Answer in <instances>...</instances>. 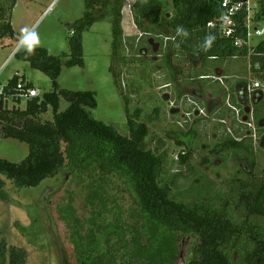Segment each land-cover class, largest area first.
I'll return each instance as SVG.
<instances>
[{
    "label": "trees",
    "instance_id": "obj_1",
    "mask_svg": "<svg viewBox=\"0 0 264 264\" xmlns=\"http://www.w3.org/2000/svg\"><path fill=\"white\" fill-rule=\"evenodd\" d=\"M16 4L17 0H0V38L7 35L17 38L11 22ZM172 4L173 12L169 13L160 0H135L131 10L141 36H126L122 27L124 0H85L84 15L70 27V54L52 55L44 47H36L31 55L26 48L16 53L51 79L52 90L29 99L23 109H9L7 101L19 82L34 87L24 76L15 75L4 86V95H0L2 137L29 145V154L21 162L0 157V174L19 187L36 186L64 168L91 180L88 199L95 208L94 218L88 221V234L82 233L84 225L79 218L72 214L67 217L80 264H178L194 241H198L197 255L189 257L187 264H264V224L251 219L264 217V171L258 167L259 148L251 137L244 134L237 140L228 134L227 139L217 143L228 151L218 158L220 166H226L229 158L235 162L237 173L233 174L231 182L239 192V202L222 187L207 198L182 199L175 194L172 183L163 180L169 157L164 140L158 139L154 148L146 146L150 129L138 120L137 114H131L128 102L125 109L129 133L123 135L115 126L92 117L89 109L98 106L95 92L60 86L64 64L85 65L84 32L95 22L106 19L112 22V59L114 64H119L120 72L114 70V64L111 69L117 83L131 55L141 54L144 47L150 49L149 38L162 42L165 37H175V41L169 40L166 45V54L171 47L182 43L188 52H197L201 59L247 56V46H235L233 39L221 36L217 26H208L222 14L218 0H172ZM260 5L257 22L264 21V0ZM244 14L239 17L241 24ZM178 29H183L187 35L178 34ZM208 37H212L210 45ZM255 50L264 54V39ZM67 56L68 60L64 61ZM252 62L260 63L261 73L256 76L264 79V55L253 56ZM63 99L69 106L62 111ZM49 108L53 110V119L42 121L41 115ZM198 122L196 119L194 123ZM178 129L185 136L199 135L195 128L184 131L178 126ZM178 144L186 145L187 153L180 155L178 163L187 170L194 157L195 141L193 145L192 142ZM205 158L213 165L209 157ZM242 162L251 167L250 171ZM181 174L183 172L174 175ZM113 175L124 179L134 195L136 206L130 215L131 221L123 220L120 212H115V217L109 220L110 211L98 207L110 204V197L102 196L107 190L102 185ZM4 191L0 180V198L6 199ZM240 204L246 212L240 210ZM103 239L105 244L101 245ZM27 258L25 249L9 246L0 237V264H26Z\"/></svg>",
    "mask_w": 264,
    "mask_h": 264
},
{
    "label": "rangeland",
    "instance_id": "obj_2",
    "mask_svg": "<svg viewBox=\"0 0 264 264\" xmlns=\"http://www.w3.org/2000/svg\"><path fill=\"white\" fill-rule=\"evenodd\" d=\"M160 1L166 11L173 12L172 0ZM134 2L135 0H131L132 5ZM129 3L124 0L123 9ZM130 11L132 10L129 7L126 8V15L122 21L124 35L134 31L138 35V29L129 19ZM84 13L85 0H17L11 13V22L17 38L13 39L9 35L0 38V88L7 85L15 75H19L31 82L42 95L51 91V79L42 71L33 68L28 61L17 57L16 53L26 48L24 38L35 32L39 38L38 47L46 48L52 55L70 54L72 34L70 27ZM112 33L110 19L95 22L89 31L84 32L85 65L82 67L64 64L59 77L61 88L95 92L98 106L89 109L92 117L115 126L123 135L129 133L125 109L128 102L131 114H137L138 120L145 122L150 129L145 141L146 146L154 148L158 139L164 140L169 157L163 180L172 183L178 197L186 200L207 198L222 187L229 191L234 201L239 202V192L234 190L231 182V177L237 173L235 162L229 158L228 164L222 167L218 158L210 157L209 150L213 149L216 142L213 130L210 127L204 129L202 123L197 125L199 136L193 137V141L196 139L195 143L198 146L193 150L191 166L187 170H182L183 174L174 175L172 170L174 155L181 148H186V145H179L178 142L190 144L192 136L178 132L175 121L180 117H176L170 111L167 88L164 86L166 81H163L164 77H157L161 73L154 65L156 63L153 64L159 58L154 57V53H149V57L147 53L131 55L117 83L115 72L111 69L114 64ZM257 41L259 38L255 37L253 42ZM68 58L69 56L65 57L64 61ZM114 66V70L120 72L119 64L115 63ZM155 71H157L156 81L153 82L152 76L155 77L153 75ZM68 106L69 102L63 99L60 110L63 111ZM6 107L23 109L26 107V100L22 99L21 103H18L10 97ZM156 109H163L165 112L159 114ZM40 119L52 120V108L43 113ZM194 122L195 120L188 123L184 131L195 128ZM1 130L2 125H0V157L16 163L23 161L29 154V145L15 138H3ZM256 147L259 148V145L257 144ZM205 157H209L213 165L206 162ZM258 162L259 169L264 171L262 150L258 151ZM242 163L245 169L250 171L251 167L246 162ZM109 179L102 185L107 189L106 192H102V196L110 197L108 203H112L113 208L110 204L109 206L101 204L98 207L100 209L102 207L103 211H110L107 217L109 220L115 217L113 216L115 212H120L123 220L131 221L130 215L134 212L136 203L129 184L117 175L110 176ZM0 180L3 181L4 193L7 194L6 199L0 198V237L5 239L9 246L27 251L26 264H80L67 217L72 214L73 217L79 218L84 225L82 233L88 234L90 230L88 221L94 218L92 212L95 208L88 199L91 180L85 175H75L69 168H64L58 175L47 177L40 184L32 187H19L3 174H0ZM239 206L241 211L246 212L245 207L241 204ZM251 219L264 224L262 216H253ZM104 241L101 240V245L105 244ZM197 245L198 241H194L178 264H187L186 260L189 257L196 256Z\"/></svg>",
    "mask_w": 264,
    "mask_h": 264
},
{
    "label": "crops",
    "instance_id": "obj_3",
    "mask_svg": "<svg viewBox=\"0 0 264 264\" xmlns=\"http://www.w3.org/2000/svg\"><path fill=\"white\" fill-rule=\"evenodd\" d=\"M127 1L130 2V5L131 0ZM129 5L127 4L123 9V20L124 15H126V8ZM129 19L132 21L133 26L138 29L134 23L132 11H130ZM138 32V35L141 36L139 30ZM134 33L135 31L126 35H137V33ZM171 41H175V39ZM260 41L255 44L258 45ZM168 42L169 40H166V37L162 42L149 38L150 49L144 47L140 53H147L148 57L150 56L149 53H154V57L159 58L153 64L156 63L154 65L159 68V73H161L157 77L166 78L165 80L163 78V81H166L164 86L167 88L166 95L169 100L188 95L207 108L208 116L198 118V123H202L203 127L205 126L204 129L210 127L213 130L216 145L209 150L210 157L219 158L221 155L228 153L227 150H222L221 147L217 146L218 142L227 139L229 134L226 131L227 127L233 129L235 135H238L237 138L242 139L241 135H249L250 130L245 122L249 120L251 115L254 116L258 128L259 139L257 141L253 140L254 144L257 146L259 142V149L264 152V93L257 92L254 95H249L246 92L247 78L250 73L247 58L210 56L201 59L197 52H188L182 43L177 44V47H171L169 54H166L164 49ZM156 72H153L154 76ZM152 79L155 82L156 76H152ZM188 107L189 104L183 106L181 110L175 108L170 111L176 117H180L182 110ZM232 107L240 110V120H238L236 111ZM156 110L159 114L165 112L163 109ZM255 111L257 114H255ZM207 119L211 121H207ZM223 120L226 123L222 122ZM198 123L195 124L196 131L199 130L197 128ZM206 124L208 125L206 126ZM260 138L261 142L259 141ZM194 141L191 138L192 145ZM195 145L198 146L196 143ZM260 150L257 149V154Z\"/></svg>",
    "mask_w": 264,
    "mask_h": 264
},
{
    "label": "built area",
    "instance_id": "obj_4",
    "mask_svg": "<svg viewBox=\"0 0 264 264\" xmlns=\"http://www.w3.org/2000/svg\"><path fill=\"white\" fill-rule=\"evenodd\" d=\"M260 1L262 0H218L221 8L222 14L208 23L209 27L217 26L220 30L222 37L233 39L235 46H247L248 54L246 56L249 68V76L247 78L246 92L249 95H254L257 92L264 93V79L256 76L258 73H261V65L259 62L253 63V56H263L261 52L255 50L257 44L253 42L255 37H258L259 40L264 39V21L257 22L255 21L256 15L259 13L261 8ZM129 8H132V5H129ZM243 15V22H240V15ZM244 33V36H240L239 33ZM175 37H166V40H174ZM122 79H124L122 77ZM169 86V85H168ZM0 95H4V87L0 88ZM42 93L39 89L35 87H28L26 83L19 82L17 87L14 90V93L11 95L12 98H18L28 101L34 97L41 96ZM7 99V98H6ZM170 108L171 109H182L183 106L189 104V107L185 110H182V115L179 119L175 121L177 126L185 129L188 123H192L194 120L208 116L207 108L200 105L192 97L184 95L180 98L171 99ZM237 114L238 120L241 119L240 110L236 107H232ZM222 122L226 123L225 120ZM250 130L249 137L254 141L258 139V128L255 123L254 116L251 115L249 120L245 122ZM227 132L237 138L235 133L230 127H227ZM187 153L186 148H181L175 155L172 164L173 172L180 173L182 170H186L185 166L179 164L180 155H185Z\"/></svg>",
    "mask_w": 264,
    "mask_h": 264
},
{
    "label": "clouds",
    "instance_id": "obj_5",
    "mask_svg": "<svg viewBox=\"0 0 264 264\" xmlns=\"http://www.w3.org/2000/svg\"><path fill=\"white\" fill-rule=\"evenodd\" d=\"M178 34L182 33L183 35H187V32L183 29H178ZM212 41V37L207 38V43L210 45ZM24 44L26 45L27 53L29 55L34 54L36 47L39 46V38L38 34L35 32L30 33L28 36L24 38Z\"/></svg>",
    "mask_w": 264,
    "mask_h": 264
},
{
    "label": "water",
    "instance_id": "obj_6",
    "mask_svg": "<svg viewBox=\"0 0 264 264\" xmlns=\"http://www.w3.org/2000/svg\"><path fill=\"white\" fill-rule=\"evenodd\" d=\"M1 112H2V102L0 100V114H1Z\"/></svg>",
    "mask_w": 264,
    "mask_h": 264
},
{
    "label": "flooded vegetation",
    "instance_id": "obj_7",
    "mask_svg": "<svg viewBox=\"0 0 264 264\" xmlns=\"http://www.w3.org/2000/svg\"><path fill=\"white\" fill-rule=\"evenodd\" d=\"M258 139H259V138H258ZM259 141L261 142V138H260V140H259ZM258 145H260V144H259V142H258ZM185 242H186V241H185ZM182 252H183V251H182ZM183 257H184V256H182V258H183ZM178 262H179V261H178Z\"/></svg>",
    "mask_w": 264,
    "mask_h": 264
}]
</instances>
